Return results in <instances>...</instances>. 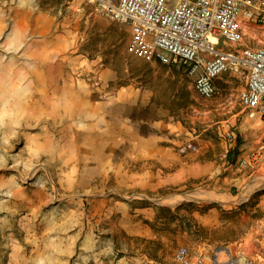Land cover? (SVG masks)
<instances>
[{"label":"rangeland","instance_id":"rangeland-1","mask_svg":"<svg viewBox=\"0 0 264 264\" xmlns=\"http://www.w3.org/2000/svg\"><path fill=\"white\" fill-rule=\"evenodd\" d=\"M130 36L91 0H0V264H178L181 245L264 264L247 72L204 97Z\"/></svg>","mask_w":264,"mask_h":264},{"label":"built area","instance_id":"built-area-1","mask_svg":"<svg viewBox=\"0 0 264 264\" xmlns=\"http://www.w3.org/2000/svg\"><path fill=\"white\" fill-rule=\"evenodd\" d=\"M106 14L130 26L129 49L140 57L180 62L204 97L217 91L216 79L229 69H244L241 102L264 119V45L247 34L264 25V0H91ZM264 159V141L261 146ZM178 264H204L186 245Z\"/></svg>","mask_w":264,"mask_h":264},{"label":"bare ground","instance_id":"bare-ground-1","mask_svg":"<svg viewBox=\"0 0 264 264\" xmlns=\"http://www.w3.org/2000/svg\"><path fill=\"white\" fill-rule=\"evenodd\" d=\"M262 179H264V175H259L258 177H256V182H259L261 181L262 183ZM255 183V181H254ZM264 183V182H263ZM260 184V183H259ZM260 186V185H259ZM258 186V187H259ZM257 187V186H256ZM254 188V187H253ZM220 255H218V258H217V262L219 264H251V262H245V259L244 258H238V257H234L232 255V252L230 251V249L228 247H221L220 249ZM223 256V257H222ZM217 263V264H218Z\"/></svg>","mask_w":264,"mask_h":264}]
</instances>
